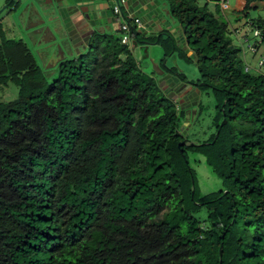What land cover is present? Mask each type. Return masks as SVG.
<instances>
[{"label":"trees","instance_id":"trees-1","mask_svg":"<svg viewBox=\"0 0 264 264\" xmlns=\"http://www.w3.org/2000/svg\"><path fill=\"white\" fill-rule=\"evenodd\" d=\"M164 1L196 63L188 84L216 102L213 134L196 146L180 130L194 96L176 88L183 76L164 91L118 37L94 33L49 82L0 33V264H219L220 246V264H264V68L233 45L220 0H206L213 12ZM259 1L243 0L237 21ZM249 24L257 53L264 21ZM132 32L177 51L168 31ZM190 153L222 189L200 195Z\"/></svg>","mask_w":264,"mask_h":264},{"label":"rangeland","instance_id":"rangeland-1","mask_svg":"<svg viewBox=\"0 0 264 264\" xmlns=\"http://www.w3.org/2000/svg\"><path fill=\"white\" fill-rule=\"evenodd\" d=\"M7 1L12 0H0V11L5 7L4 5ZM67 5H65V10L60 13L63 15L70 11L71 5L77 0H65ZM151 5H147L146 10L140 11V17L144 25V29L140 32L142 37L149 38L152 37L153 30H165L170 32L176 40L177 51L174 54L166 56V50L159 44L150 43L143 41L135 42L134 39L131 40L129 47L131 48V54L138 63L140 69L151 75L155 80L158 81V86L164 91L169 92L173 87L178 84L177 73L183 76V81L186 83H179L176 87L179 90L184 89L194 93L192 99L200 102L201 107L193 103L188 108L189 111L185 112V117L180 127L182 131V136L186 137L193 146L197 144H202L207 141L213 134L212 126V116L214 114L213 107L215 101L212 99H207L201 91L192 90L195 87H191L188 82L196 84L199 79V74L197 71L195 60L193 55L182 42L180 37V31L178 30V24L175 20H171L169 16L163 13L165 6L164 0H153ZM18 3V4H17ZM214 1L199 0L200 5L207 4L210 11H214ZM256 7L251 8L248 11V17L239 13V19L237 21L236 13L232 9L236 6V0H227V9H225L224 16L229 23L228 36L232 40L233 45L241 48L245 51L244 59L245 62L250 66L257 68V64L264 54V43L258 48L257 53H252L250 46L255 43L260 42L259 37H254V28L249 24L252 20H263L264 21V2H256ZM13 5H18L15 11L6 12L3 11L0 17V33L3 34L5 40H14L21 42L23 48L17 51L19 54L23 50H28L31 53L32 59L35 63L42 69L45 73L46 80L51 82L58 73V64L63 60H74L79 54L88 53V47L76 48L72 45L68 39L65 40L64 34L58 35L59 39L55 38L50 34L43 36V32L46 27L51 25L54 26V18L57 17V21L60 26L58 31H61L64 27V19L58 18L57 10V0H14ZM125 7V5L123 4ZM6 12V13H4ZM71 13V11H70ZM130 18V17H129ZM132 19V18H131ZM76 20V19H74ZM123 21L121 17H113L109 23L105 24L104 34L118 36V31H116V25ZM55 22V23H56ZM133 22V21H131ZM50 27V28H51ZM44 30L42 31V29ZM49 28V29H50ZM98 30V29H97ZM102 34V32H98ZM63 38V39H62ZM102 39V38H101ZM1 42V40H0ZM250 50V51H248ZM17 54V53H16ZM87 59H92L91 56L86 57ZM166 67L174 69V72H169ZM6 92L12 93L9 98H14L16 93L15 87H8ZM175 88V91L177 89ZM5 95V94H4ZM174 92L171 96H174ZM178 95H182L178 93ZM1 97V94H0ZM174 97H177L174 96ZM188 102L187 104H189ZM186 105V103H185ZM187 107V106H186ZM190 144H185L188 146ZM189 164L195 172L196 184L199 188V193L201 196L207 193L215 192L222 189L221 181L214 176L208 167L204 164L202 157L195 156L194 154L188 155ZM200 219L205 218L204 212L197 215Z\"/></svg>","mask_w":264,"mask_h":264},{"label":"flooded vegetation","instance_id":"flooded-vegetation-1","mask_svg":"<svg viewBox=\"0 0 264 264\" xmlns=\"http://www.w3.org/2000/svg\"><path fill=\"white\" fill-rule=\"evenodd\" d=\"M62 2L65 3L66 1L63 0ZM109 2H113L114 3L113 0H97L96 2H91V6H92V3H93L94 5H98L99 9L97 11H92V15L93 16L89 17L90 20H87V21L85 19L86 18V14L85 13L82 14L80 12H77L76 9L70 8L69 10L71 12H75V13L71 14L70 11H68V13H65L66 15H60L61 10L58 9V11H59L58 18L61 19V20L64 19V22H66L64 24V27L62 28L61 31L57 30L58 27L60 26V24L58 22H56L57 21V17H56V18L53 19L56 22V23L54 22V26L53 27H51V25L49 24V26L46 27L45 30H44V28L42 29V31L44 30L43 36L46 35V34H50L52 36H55V38L59 39L60 36H58V35H63L64 34L63 38L65 40L68 39L70 42H72V45L74 47H76V48L78 47V46H76V44H78L80 42L86 44L87 42H89L90 38L93 36L95 31L96 32H101L102 27H104V25L102 24V19L103 18H105V20H107V21H111L113 19V17L116 16L112 12L114 5L112 4V6L110 7ZM13 3H14V0H12L10 4L7 2L4 5L5 6V10L4 11H6V12L15 11L16 8L18 7V5H13ZM84 8H87V10H88L90 8V4H87ZM6 12H4V13H6ZM1 16H2V14H0V17ZM79 17H80V19H79ZM74 19H76V21H77V28L76 29L66 28V27L71 25V21L74 20ZM87 22L89 24H92L93 26L89 27V24L87 25ZM91 29L94 31L93 34H89ZM88 35L90 36L89 40H85L86 38L88 39ZM77 39H79L78 43H77ZM81 47H84V45H81ZM173 92L176 93L175 89L173 90ZM192 98L193 97H190L187 100L185 99L186 100V106H188V105L190 106L191 104L196 102ZM188 102H190V103L187 104Z\"/></svg>","mask_w":264,"mask_h":264},{"label":"crops","instance_id":"crops-1","mask_svg":"<svg viewBox=\"0 0 264 264\" xmlns=\"http://www.w3.org/2000/svg\"><path fill=\"white\" fill-rule=\"evenodd\" d=\"M97 1V0H96ZM114 1V3H116V0H113ZM118 1H121V0H118ZM153 0H126V3L124 4L125 5V7L123 6V5H121V10L123 11V12H125L129 17H137V18H139L140 20H141V17H140V11L141 10H146V7H147V5H151L153 2H152ZM243 5H244V2H243V0H236V6H235V8L234 9H232V11H239V10H241L242 8H243ZM90 9V10H89ZM88 9V11H87V17L89 18V17H92L93 15H92V11H97L99 8H98V5H94L93 3H92V6H91V4H90V8ZM86 10H87V8H84L83 6H82V8H81V11H83L82 13H84V11L86 12ZM73 13H75V12H71V14H73ZM163 13L164 14H166L167 16H168V11L166 10V8H164V11H163ZM117 17V19L119 18V17H121V16H116ZM122 18V17H121ZM79 19H80V17H79ZM78 20V19H77ZM73 21H76V20H73ZM142 21V20H141ZM106 22L107 23H109V21H107V20H105V18H103L102 19V24L104 25V27H102V29H101V32H102V34H104V32H105V30H104V28H105V24H106ZM121 23V22H120ZM143 23V22H142ZM118 26H119V24L118 25H116V31H118ZM145 27H144V25H143V29H144ZM178 30H179V27H178ZM160 31H162V29L161 30H153L152 31V35H155V34H157L158 32H160ZM180 31V30H179ZM117 33H119V31L117 32ZM107 35V34H106ZM118 37V36H117ZM85 40H89V39H85ZM79 42V39H77V43ZM81 45H84V49L88 46V45H86V44H84V43H78V44H76V46H78L77 48H79V47H81Z\"/></svg>","mask_w":264,"mask_h":264},{"label":"built area","instance_id":"built-area-1","mask_svg":"<svg viewBox=\"0 0 264 264\" xmlns=\"http://www.w3.org/2000/svg\"><path fill=\"white\" fill-rule=\"evenodd\" d=\"M125 3H126V0H121V1H118L116 4H114L113 10H112L113 14L116 16H122L121 15V5H123ZM219 3H220V6L222 9L225 10L228 8L227 7V0H220ZM131 18L133 21V22H131V25H129L126 21H122L118 26V31H119L118 38L120 40L121 45H126V46L130 45L131 40L134 38V34L132 32V27L136 28L137 30L143 29V23L139 18H137V17H131ZM253 35H254V37H258L259 31L254 30ZM249 49L254 51L253 46H250ZM258 65L262 66L264 68V58L260 59V61L258 62Z\"/></svg>","mask_w":264,"mask_h":264},{"label":"water","instance_id":"water-1","mask_svg":"<svg viewBox=\"0 0 264 264\" xmlns=\"http://www.w3.org/2000/svg\"><path fill=\"white\" fill-rule=\"evenodd\" d=\"M63 0H57V10H56V12H58V14H59V11H58V9L59 10H61V12L62 11H64L65 10V5H67L68 4V2L66 3H63L62 2ZM91 2H96V0H77L76 2H74V4L73 5H71V6H73V7H70V8H73V9H76V11L77 12H80V13H82L83 11H81V8H82V6H86L87 4H91ZM118 2V0H116V3ZM116 3H113V2H109V5H110V7L112 6V4L114 5V4H116ZM5 10V7L0 11V14L3 12ZM87 11L88 10H86V12L84 11V13L86 14V21L87 20H90L88 17H87ZM83 14V13H82ZM63 15H66V14H63ZM89 23L87 22V25H88ZM93 25L92 24H89V27H92ZM66 28H70V29H76L77 28V21H71V25L70 26H68V27H66ZM93 30L91 29L90 30V33L89 34H93ZM94 33H98V32H94ZM89 35H88V39H89ZM88 43V42H87ZM87 43H86V45H87ZM195 105H196V102L194 103ZM187 107H189V105L187 106ZM225 123V121H223V123L221 124V125H223ZM217 136V135H216ZM185 145V142H181L179 145H178V147H180V146H184ZM221 253H222V246H220V248H219V264L221 263V261H220V258H221Z\"/></svg>","mask_w":264,"mask_h":264},{"label":"clouds","instance_id":"clouds-1","mask_svg":"<svg viewBox=\"0 0 264 264\" xmlns=\"http://www.w3.org/2000/svg\"><path fill=\"white\" fill-rule=\"evenodd\" d=\"M121 17H122V16H121ZM172 93H173V92H171V95H172ZM174 94H175V92H174ZM172 97H173V96H172Z\"/></svg>","mask_w":264,"mask_h":264}]
</instances>
